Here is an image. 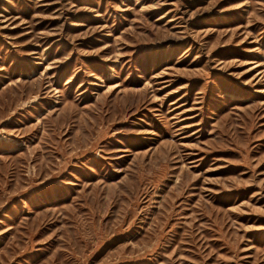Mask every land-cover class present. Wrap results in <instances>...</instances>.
<instances>
[{"label":"rangeland","instance_id":"1","mask_svg":"<svg viewBox=\"0 0 264 264\" xmlns=\"http://www.w3.org/2000/svg\"><path fill=\"white\" fill-rule=\"evenodd\" d=\"M0 264H264V0H0Z\"/></svg>","mask_w":264,"mask_h":264}]
</instances>
